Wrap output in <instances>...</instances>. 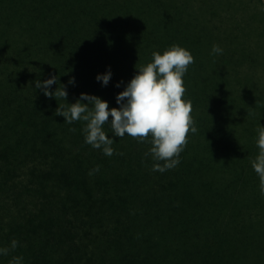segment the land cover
<instances>
[{"label":"trees","instance_id":"obj_1","mask_svg":"<svg viewBox=\"0 0 264 264\" xmlns=\"http://www.w3.org/2000/svg\"><path fill=\"white\" fill-rule=\"evenodd\" d=\"M244 2L0 0V247L19 242L0 264H264V195L250 164L264 86L247 76L258 61L252 28L236 19ZM252 2L261 48L264 4ZM174 44L194 57L183 99L197 132L163 173L147 141L107 125L114 154L92 148L84 122L64 123V101L35 88L56 76L49 91L64 86L67 103L83 93L118 108L136 68Z\"/></svg>","mask_w":264,"mask_h":264},{"label":"clouds","instance_id":"obj_2","mask_svg":"<svg viewBox=\"0 0 264 264\" xmlns=\"http://www.w3.org/2000/svg\"><path fill=\"white\" fill-rule=\"evenodd\" d=\"M210 54L222 55L223 49L213 45ZM192 63L194 57L179 45H171L162 54L153 51L151 61L136 68V74L116 96L118 108L110 109L101 98L83 93L74 103H67L64 86L60 85L54 92L49 91L52 85L57 84L56 76L43 82L36 81L35 88L42 90L45 97H59L64 101L55 111L56 116L63 117L64 123L84 122V142L92 148L101 150L108 157L114 154L112 145L115 142L105 131L104 126L107 125L113 137L122 139L127 135L140 143L147 141L151 147L145 156L150 155L155 161L153 171L163 173L180 163L179 155L187 144L188 133L197 132L191 116V101L183 99L186 91L183 77ZM111 76V70L107 69L95 79L105 87ZM69 83H74V80ZM115 86L121 85L117 83ZM256 133L254 143L258 153L250 164L258 176L259 191L264 195V126L259 124ZM96 172H99V166L89 175ZM18 244L13 239L9 247H0V256H7ZM9 264H23V257L13 256Z\"/></svg>","mask_w":264,"mask_h":264},{"label":"rangeland","instance_id":"obj_3","mask_svg":"<svg viewBox=\"0 0 264 264\" xmlns=\"http://www.w3.org/2000/svg\"><path fill=\"white\" fill-rule=\"evenodd\" d=\"M222 1V0H220ZM244 4H243V9H239L237 11L236 14V19L237 21H241V26L242 28H244L245 24L249 25V28H252V37H253V51L254 54L257 57V65H247V70H248V80H250L254 85H257L261 88H263L264 86V42H262L261 44V48H259V44L257 42V38L259 37L260 33L262 31H259V29H257L256 31L254 30V27L256 23L258 22H254L252 23L248 19L249 14H251V12H256L259 13L260 11H257L254 9V7L256 5H254V2L251 1V3H247L246 0H244ZM260 3L264 4V0H260ZM259 8L263 9L261 5H258ZM262 14V12H260ZM257 28V27H256ZM212 35L214 36V38H218L219 36V32L215 31V30H211ZM218 36V37H217Z\"/></svg>","mask_w":264,"mask_h":264}]
</instances>
